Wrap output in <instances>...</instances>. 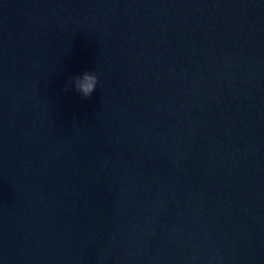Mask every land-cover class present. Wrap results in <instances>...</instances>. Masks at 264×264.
I'll use <instances>...</instances> for the list:
<instances>
[{"label":"water","instance_id":"water-1","mask_svg":"<svg viewBox=\"0 0 264 264\" xmlns=\"http://www.w3.org/2000/svg\"><path fill=\"white\" fill-rule=\"evenodd\" d=\"M0 264H264V0H0Z\"/></svg>","mask_w":264,"mask_h":264},{"label":"clouds","instance_id":"clouds-1","mask_svg":"<svg viewBox=\"0 0 264 264\" xmlns=\"http://www.w3.org/2000/svg\"><path fill=\"white\" fill-rule=\"evenodd\" d=\"M98 84V77L93 71H85L81 77L75 78V80H69L65 82L64 91H69L71 87L77 94L81 96L82 99L89 98L93 92L96 90Z\"/></svg>","mask_w":264,"mask_h":264}]
</instances>
